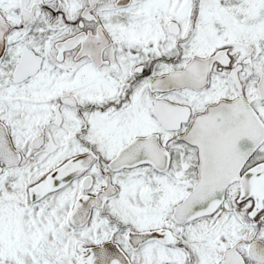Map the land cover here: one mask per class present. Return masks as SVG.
<instances>
[{
  "label": "snow or ice",
  "instance_id": "snow-or-ice-1",
  "mask_svg": "<svg viewBox=\"0 0 264 264\" xmlns=\"http://www.w3.org/2000/svg\"><path fill=\"white\" fill-rule=\"evenodd\" d=\"M0 264H264V0H0Z\"/></svg>",
  "mask_w": 264,
  "mask_h": 264
}]
</instances>
